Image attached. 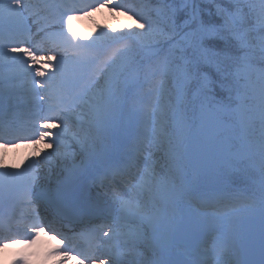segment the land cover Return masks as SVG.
<instances>
[{"label": "snow or ice", "instance_id": "1", "mask_svg": "<svg viewBox=\"0 0 264 264\" xmlns=\"http://www.w3.org/2000/svg\"><path fill=\"white\" fill-rule=\"evenodd\" d=\"M206 2L213 4L214 10L202 8V0H161L158 12L162 26L148 21L147 30L142 32L112 35L110 31H103L96 41L81 44L73 39V22L80 19L76 14L78 11L90 16L92 12L107 8L115 14L127 7L131 13L135 6L118 4L115 0H95L94 3L72 0L59 5L41 3L40 0H0V24L7 22L10 31L14 27L26 26L30 17L39 23L42 10L51 13L58 8L61 11L60 31L52 33L58 37L52 49L54 55L38 57L32 47H16L11 53L21 52L23 56H12L0 50V60L22 61L25 71L33 72L35 77L43 80L38 85L40 89H58L66 99H72V91L79 88L75 99L88 103V93L97 86L87 80V74L99 59L96 54L98 41L110 39L121 45L113 49L96 69L102 73V78H106L107 87L102 92H93L91 97L89 111L94 121L93 135L89 136L86 131L73 132L64 119H61V127L55 123L59 117L50 116L44 118L43 130L37 128L30 135L16 137L17 143L40 145L55 134L47 148L51 149L55 144L57 151L46 153L43 161L32 159L23 172L0 171V198L23 187L19 212L12 217L0 215V249L16 243L18 236L30 247L37 243L42 233H55L51 240L60 236L63 239L49 255L58 254L63 260L71 259L75 238L64 235L54 226L53 220L46 219L33 205L47 203L62 219L78 215L81 173L73 169L51 192L38 184L36 173L44 161H50L61 150L66 138H71L75 144H90L95 150L102 142V136L96 133L115 128L122 85L126 83L121 79L122 68L137 43L156 49L154 55L159 58L157 72L172 84L175 105H168L172 109V133L167 131L166 120L160 122L159 130L160 138L168 145L171 164L179 168L189 153L201 147V140L219 141L228 142L239 160L258 161L264 171V0ZM136 14L144 19L139 12ZM137 23L139 29H145L144 23ZM8 38L0 28V49L7 47L4 41ZM57 57L55 69L49 73L48 69ZM160 87L165 90L164 80H161ZM162 115H166L163 110ZM257 121L258 129L255 126ZM56 129L59 130L54 132ZM6 132L7 129L0 126V142ZM10 145L11 141H8L3 147L6 149ZM41 151L37 149L34 156L39 157ZM64 155L67 158L72 154ZM0 165H4L2 154ZM126 183L123 192L113 193L111 222L106 218L98 229L92 230L90 246L104 249L106 258H99V264H164L160 259L165 247L162 236L169 225L155 209V203L150 210L144 201H162L175 190L171 168L158 172L148 157L132 181ZM96 232L102 241L99 244L96 243ZM226 247L223 242L218 244L217 255H223ZM17 256L13 264H32L31 254L21 251ZM0 264H3L2 260ZM77 264H85V260L78 259Z\"/></svg>", "mask_w": 264, "mask_h": 264}, {"label": "rangeland", "instance_id": "2", "mask_svg": "<svg viewBox=\"0 0 264 264\" xmlns=\"http://www.w3.org/2000/svg\"><path fill=\"white\" fill-rule=\"evenodd\" d=\"M127 1L129 0H115L118 4L127 3ZM40 2L60 4L58 0H40ZM70 2L72 1H63L62 3ZM78 2L94 3L95 0H78ZM136 5H134L135 10L138 12L140 7ZM76 14L80 16V19L73 22V31L75 32L73 39L81 44L96 41L103 31H110L112 35L135 30L146 31L147 22H153L150 17L144 16V19H141L139 15L130 13L125 8L118 10L115 14L107 8L92 12L90 16L83 15L81 11ZM60 15L61 11L58 8L53 9L51 13L42 10L39 23L33 22L30 17L26 26L14 27L11 28V31L7 22L0 24V28L9 36L4 41L7 47L0 50L11 53L12 48L32 47L38 57L54 55L55 52L52 49L55 47L58 37L53 36L52 33L60 31ZM137 21L144 23L145 29H139ZM109 25L111 28H108ZM154 25L157 24L154 23ZM18 41H23V43H18ZM109 41L110 39L100 40L97 43L96 54L99 59L93 65L92 71L87 74V80L97 86L88 93V103L83 99H75L79 88L72 91V99H66L65 94L58 89L51 91L40 89L38 85L43 80L40 77H35L33 72L25 71L22 61L14 62L9 58L0 60V106L3 109L0 126L7 129L3 143L11 141L10 148L2 154L4 165H0V171L6 169L11 172H23L32 159L43 161L46 153L57 151L55 144L51 149L47 148V144L55 139V134L40 145L26 142L17 143V136L30 135L37 128L43 130L42 125L45 122V117H59L55 123L60 124L61 127H63L61 119L67 120L73 132L86 131L89 136L93 135L92 124L94 121H92L89 111L91 97L93 92H102L107 87L106 78H102V73L97 72L96 69L101 66V62L112 53L113 49L121 47V45L116 46L109 54L99 56L102 46ZM138 50L137 53L141 52V60L150 55L154 56L156 51L155 48L149 47ZM11 55L23 56V53L16 52ZM135 55L133 53L122 68L124 74L121 79L126 83L122 85L120 109L115 128L107 132L101 130L96 133L102 136V142L97 145L95 150L91 149L90 144H75L71 138H66L61 150L50 161H44L40 169L37 170L38 184L51 192L58 188L59 183L73 169H78L81 177L89 179L95 174L96 184L90 181L88 189L84 192L91 214L90 218L94 216L84 224L91 227L88 233L90 235L93 229H98L105 222L106 218L111 222L114 204L113 193L123 192L127 187L126 182L132 181V178L136 176L144 159L151 157L153 166L158 172L168 171L171 168L175 185V190L167 194L164 200L144 201L150 210L153 209L155 203V209L165 217L169 225L167 232L162 236L165 247L160 259L164 261V264H169L171 261L184 264H245L246 262L239 253V247L243 246L244 237L251 234L256 227L264 225V191L257 197L245 196L243 198L236 194L234 200L226 202L225 206L213 205L212 207V198L198 195L201 192L197 191L196 186L194 188V183L210 182L209 186L212 189L215 186L225 185L227 174L237 172L242 169L241 165H245V169L251 168L260 174V177H257V185L264 188V171L261 170L258 161L239 160L233 154L234 149L228 142L212 143L205 140H202L205 146L211 147L215 152L216 163L201 178L203 180L199 181L195 178L196 174L190 168L188 169L185 159L180 163L179 168L173 166L167 155L168 145L159 136L160 122L166 120L164 118L166 115H162V110L166 114L172 110L171 108L168 110L169 101L165 96H162L163 91L157 83V81L161 82L163 77L157 72L159 59L153 57L151 63L143 66L140 64L139 58L136 61L138 56L135 57ZM58 60L59 57H57V61L52 62V67L48 69L49 73L55 69ZM39 66L37 65V67ZM155 89L158 93H155ZM170 105H175L174 94ZM168 122L170 123L167 126V131L171 134L172 111ZM257 123L259 128L258 121L255 126L257 128ZM58 130L56 129L54 132ZM37 149H42L39 157L34 156ZM112 151L116 157L111 162V167L108 170L96 171L101 167L100 164L105 158L108 156L110 158ZM10 153L18 154V157H10ZM64 153L72 155L66 158ZM22 192L23 187L21 186L11 194L6 193L3 198H0V204L8 202L10 210L7 212V217L15 216L21 209ZM210 207L214 210L210 211ZM33 208L42 216L53 220L54 226L64 235L75 233L78 237L77 233L80 231L75 232V230L81 229L82 225L76 226L68 219L63 221L60 217L54 216L55 211L51 209L50 212L47 203L34 204ZM181 225L189 227L193 232L207 235L202 247L199 246L193 252L175 249L172 234ZM52 235L55 233L47 235L42 233L37 243L30 247L23 243L22 237L18 236L16 243H11L7 248L0 249V260L3 264H13V261L18 259L17 254L25 251L31 254L32 264H61L62 255H49V253L58 246V241L63 238L60 236L53 241L50 238ZM95 235L98 237L96 243H101L100 234L96 232ZM103 239L106 240V238ZM75 241L78 239H74V251L71 254V259L63 260V264H77L78 259H84L85 264H99V258H106L103 248L95 247L90 251L88 247V249L84 247L83 253L79 251L83 245ZM88 241L84 242L87 244ZM221 242L227 247L223 255L218 256L216 247ZM203 246L205 247L203 248ZM85 254L88 257L94 255L93 258L96 260L86 258Z\"/></svg>", "mask_w": 264, "mask_h": 264}, {"label": "trees", "instance_id": "3", "mask_svg": "<svg viewBox=\"0 0 264 264\" xmlns=\"http://www.w3.org/2000/svg\"><path fill=\"white\" fill-rule=\"evenodd\" d=\"M64 1V0H63ZM134 3V4H132ZM138 5L139 10L138 12H140L141 15L144 16H148L151 18V20L156 23L158 26H162L163 21L161 19V14L158 12V9L161 6V0H129L123 3V5L126 6H134V5ZM136 5V6H137ZM201 7L206 9V10H214V5L211 3H207L206 0H202L201 3ZM125 9L127 10V7H125ZM132 13H137L136 10ZM140 16V15H139ZM133 33H136L138 31H131ZM145 46L137 43L135 46V50H134V54H136L138 57H136V61L139 58L141 61V65L143 64V66H145V64L147 63H151L153 57H156V59H159L157 56H148L147 58H144L141 60V52L138 49L142 50ZM133 53L131 55H133ZM124 74V73H123ZM126 74V73H125ZM161 80L165 81V90L162 92V96H165L167 101H169V105L171 104V102L173 101V90H172V84L170 81H168V79L166 77H162ZM158 85H160V81H157ZM158 93L157 89H155V93ZM168 110L169 107H168ZM172 111V110H171ZM167 112L166 116L164 118H166V121L169 120V115L170 112ZM170 122L167 123V126ZM171 126V125H170ZM257 129H258V123H257ZM145 131V130H144ZM145 136V135H143ZM243 163V162H242ZM242 169H240L237 172H232L229 173V175L227 174V177H225V181L227 183V187H230V189L232 190H236V189H245V191L247 193H245L246 195H250L252 197H257L258 194H261V192L263 191L262 188L258 187L257 184V177L259 176L257 174V172L251 168L245 169V165H241ZM197 179H199L197 177ZM200 180V179H199Z\"/></svg>", "mask_w": 264, "mask_h": 264}, {"label": "water", "instance_id": "4", "mask_svg": "<svg viewBox=\"0 0 264 264\" xmlns=\"http://www.w3.org/2000/svg\"><path fill=\"white\" fill-rule=\"evenodd\" d=\"M201 147L194 151L189 153V155L186 157L187 162L190 165L191 169L200 177L205 176L211 165L214 164V152L213 150L205 146L201 141H200ZM83 181L79 180V184H82ZM175 245L177 248H182V249H192L194 248L193 245H184L182 241L184 239H187L188 241L190 240H195L197 241L199 238L191 233L190 230H188L187 227H181L179 229V232L174 236L173 238ZM245 243L243 247V253L245 255L249 254L251 255L250 258H252L251 261L248 260V264H257V262L260 263V260L264 258V226L258 227L255 229L252 234L245 238ZM248 256V257H249ZM247 257V256H246Z\"/></svg>", "mask_w": 264, "mask_h": 264}, {"label": "bare ground", "instance_id": "5", "mask_svg": "<svg viewBox=\"0 0 264 264\" xmlns=\"http://www.w3.org/2000/svg\"><path fill=\"white\" fill-rule=\"evenodd\" d=\"M3 144H5V143H3V141L0 142V154L6 153L7 149L10 148V146H9V147H7L6 149H4ZM18 154H19V152H18ZM18 154L13 155V154L10 153V157H18ZM8 155H9V154H8ZM51 209L55 211V209H54L51 205H49V211H50V212H51ZM45 214H46V213H45ZM45 216H46V215H45ZM48 216H49V215H48ZM54 216H56V215L54 214ZM46 217H47V216H46ZM46 219L49 220L48 217H47ZM88 228H90V227L88 226ZM80 231H81V230H80ZM83 232L85 233V234H84V236H85V235H86V232H88V231H86V229L84 228V229H83ZM68 235H69L70 237H72L71 233H69ZM246 256H247V257H245V258H248V260L250 259L249 261L252 260V258H250L251 255L249 256V254H247ZM248 256H249V257H248ZM61 259L63 260V256H61ZM262 261H264V258H262V259L260 260V263L257 262V264H261Z\"/></svg>", "mask_w": 264, "mask_h": 264}]
</instances>
